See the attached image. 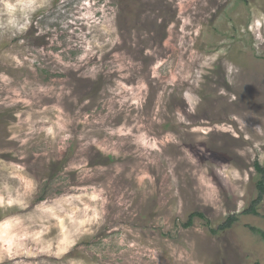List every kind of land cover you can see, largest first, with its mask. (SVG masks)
Instances as JSON below:
<instances>
[{
  "label": "rangeland",
  "instance_id": "obj_1",
  "mask_svg": "<svg viewBox=\"0 0 264 264\" xmlns=\"http://www.w3.org/2000/svg\"><path fill=\"white\" fill-rule=\"evenodd\" d=\"M257 160L264 0H0V264H264Z\"/></svg>",
  "mask_w": 264,
  "mask_h": 264
},
{
  "label": "trees",
  "instance_id": "obj_2",
  "mask_svg": "<svg viewBox=\"0 0 264 264\" xmlns=\"http://www.w3.org/2000/svg\"><path fill=\"white\" fill-rule=\"evenodd\" d=\"M254 167L257 171V173L259 174V180L257 182V189H258V195L256 198H254L251 202V206L244 210L243 213H253V214H258V206L260 205V203L263 201L264 199V160L261 161H256L254 163ZM196 215H199L200 217H205V215L202 212H193L187 222V226L191 225L193 222V219ZM239 220V216L238 214H231L226 220L225 222H223L220 227L219 230H226L231 228L235 222H237ZM252 230H255L257 232H259L263 237H264V231L262 229L256 228L254 226H251Z\"/></svg>",
  "mask_w": 264,
  "mask_h": 264
},
{
  "label": "clouds",
  "instance_id": "obj_3",
  "mask_svg": "<svg viewBox=\"0 0 264 264\" xmlns=\"http://www.w3.org/2000/svg\"><path fill=\"white\" fill-rule=\"evenodd\" d=\"M10 7V6H9ZM8 24L11 26V27H14V28H17L18 30L19 29H22L23 27L26 26V20H25V23L24 24H21L19 23L17 20L15 19H11L8 21Z\"/></svg>",
  "mask_w": 264,
  "mask_h": 264
}]
</instances>
